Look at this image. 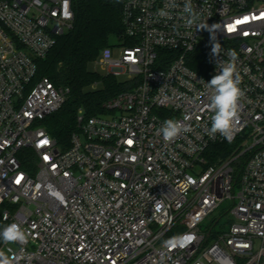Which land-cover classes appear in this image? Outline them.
Masks as SVG:
<instances>
[{
	"label": "built area",
	"instance_id": "1",
	"mask_svg": "<svg viewBox=\"0 0 264 264\" xmlns=\"http://www.w3.org/2000/svg\"><path fill=\"white\" fill-rule=\"evenodd\" d=\"M186 2L125 1L123 37L96 63L129 89L105 115L80 109L64 150L44 122L71 90L37 72L73 29V0H0V231L25 235L0 238V264H264V0H191V24ZM204 43L212 77L237 54L231 142L209 134L211 79L189 66ZM167 119L191 130L165 141ZM214 144L237 147L210 163ZM226 202L229 229H202Z\"/></svg>",
	"mask_w": 264,
	"mask_h": 264
},
{
	"label": "trees",
	"instance_id": "2",
	"mask_svg": "<svg viewBox=\"0 0 264 264\" xmlns=\"http://www.w3.org/2000/svg\"><path fill=\"white\" fill-rule=\"evenodd\" d=\"M125 1L73 0V29L61 36L47 58L38 63L37 79L48 78L56 86L71 90L64 106L44 122L49 133L64 150L71 147V137L77 131L80 109L84 110L87 117L105 115L104 104L129 89L130 85L126 81L111 75L100 77L90 68L104 49L115 45L112 44V38L119 41L123 37ZM207 51L208 44L204 43L193 55L189 66L211 79L213 72ZM163 52L168 59L175 56ZM97 82H102L104 88L90 91L89 86ZM236 147L214 144L206 157L210 163H215L220 158L232 155Z\"/></svg>",
	"mask_w": 264,
	"mask_h": 264
},
{
	"label": "clouds",
	"instance_id": "3",
	"mask_svg": "<svg viewBox=\"0 0 264 264\" xmlns=\"http://www.w3.org/2000/svg\"><path fill=\"white\" fill-rule=\"evenodd\" d=\"M184 11L192 15V19L188 20V23L191 24L196 19L191 0H187ZM161 15H167V13L161 12ZM205 28H208V25H204L201 29ZM211 52L213 56L220 55L219 42L212 43ZM228 55V61L218 62L217 66L220 71L207 82V87L212 90L208 107L214 113L211 117L209 134L214 136L216 133H220L231 142L234 138L235 122L238 121L239 100L244 93L240 88L241 77L236 66L237 54L235 51H231ZM187 119L189 117L185 116L184 120ZM190 130V127L182 121L175 119L165 120L160 129L165 141H172L181 133ZM0 238L4 241H23L25 235L16 224H12L0 231Z\"/></svg>",
	"mask_w": 264,
	"mask_h": 264
},
{
	"label": "rangeland",
	"instance_id": "4",
	"mask_svg": "<svg viewBox=\"0 0 264 264\" xmlns=\"http://www.w3.org/2000/svg\"><path fill=\"white\" fill-rule=\"evenodd\" d=\"M117 43H118V40L115 38H112V44H117ZM120 52H121V49L117 48V50L115 51L114 58H116V59L119 58ZM90 68L95 74H97L100 77L107 76V72L105 70H103L101 68V66L99 64H97L96 62L92 63ZM120 80L125 81V78H121ZM103 88H104V86H103L102 82H97V83H94L91 86H89L90 91L101 90ZM228 207H229V203H227V202L224 205H222V207L211 218L212 220L208 221L206 224L202 225V229L206 230V229L210 228L212 226V223H213L212 221L220 218L214 231L215 232L227 231L229 229V226L232 223V217L227 213Z\"/></svg>",
	"mask_w": 264,
	"mask_h": 264
}]
</instances>
